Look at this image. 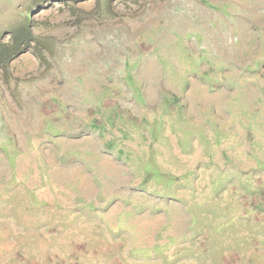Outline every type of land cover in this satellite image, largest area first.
I'll return each instance as SVG.
<instances>
[{
  "label": "rangeland",
  "instance_id": "obj_1",
  "mask_svg": "<svg viewBox=\"0 0 264 264\" xmlns=\"http://www.w3.org/2000/svg\"><path fill=\"white\" fill-rule=\"evenodd\" d=\"M0 264H264V0H0Z\"/></svg>",
  "mask_w": 264,
  "mask_h": 264
}]
</instances>
